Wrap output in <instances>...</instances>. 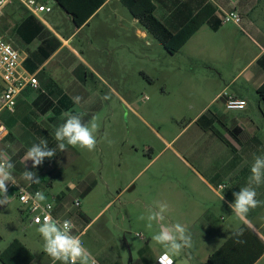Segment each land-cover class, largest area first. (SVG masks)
<instances>
[{
	"label": "crops",
	"instance_id": "0c3cea01",
	"mask_svg": "<svg viewBox=\"0 0 264 264\" xmlns=\"http://www.w3.org/2000/svg\"><path fill=\"white\" fill-rule=\"evenodd\" d=\"M152 2L156 17L172 32L180 30L207 6L208 13L214 12L172 55L187 61V73L180 63L170 67L168 74L171 82L186 92L184 102L190 115L184 117L177 111L168 136L152 127L132 105L134 91L130 82L143 78L152 83L161 71L151 72L148 64L152 59L145 53L156 45L155 39L138 19L119 8L121 0H105L81 27H76L55 1V8L44 2L53 8L51 14L38 16L31 14L22 0L9 1L0 27L10 33L6 36L19 51L23 69L34 74L40 84L38 89L27 88L19 95L13 113L0 111L7 129L0 151L9 154L18 182V186L10 188L16 187L19 192L21 187L31 185L21 178L24 164L16 159L10 143L14 133L31 146L46 139L53 148L57 143L55 131L68 113H83L85 122L95 120L98 133L130 131L131 123L137 119L174 155L169 178L163 183L155 181L154 206L167 203L168 224L179 223L191 234L192 247L182 251L185 263H206L242 228L239 239L243 243L236 239L234 258L246 263L260 254L253 264H264V206L251 210L245 221L228 207V202L234 201L233 193L246 185L254 156L264 155V99L258 93L264 85V66L259 63L264 57V28L259 23L264 22V0ZM260 6L263 7L258 9ZM232 10L239 12L242 19L240 24L228 26L220 15ZM196 63L201 70L195 69ZM224 91L245 100L246 108L228 110L226 98L221 96ZM76 95L87 103L74 104L71 97ZM105 95L109 98L103 99ZM96 149L97 146L94 151L67 146L64 152L57 149L56 159L59 166L78 160L90 162ZM144 149L150 151L152 147ZM118 154H125L124 146L117 149ZM101 155L105 156L102 149ZM45 160L50 166L48 158ZM40 169L38 175L47 173ZM256 191V198L264 200V185ZM54 214L64 216L56 207ZM171 256L178 264L181 253ZM28 257L26 264H45L44 258L31 254Z\"/></svg>",
	"mask_w": 264,
	"mask_h": 264
},
{
	"label": "rangeland",
	"instance_id": "374dc122",
	"mask_svg": "<svg viewBox=\"0 0 264 264\" xmlns=\"http://www.w3.org/2000/svg\"><path fill=\"white\" fill-rule=\"evenodd\" d=\"M40 1L55 8L53 0ZM118 6L123 12L130 13L122 3ZM259 23L264 28V22ZM155 42L156 45L145 53L152 59V63L148 64L151 72L159 70L161 73H156L159 78L152 83L143 78L130 82V89L134 91L132 105L152 127L168 136L177 111L184 117L190 115L184 102L186 92L171 82L168 72L170 67L181 63L187 73L188 66L186 59L169 55L157 39ZM195 69L201 70V65L196 63ZM131 126L130 131L124 130L120 134L96 132L97 153L90 162L78 160L59 166L55 155L48 159L50 166L44 160L35 169H29L38 174L40 168L46 170V184L41 188L46 196L44 203L52 202L56 209H62L63 218L72 221L76 231H84L85 247L102 264H116L118 261L121 264H157L156 256L166 252L154 241L157 227L148 228L146 217L148 208L154 207L155 181L160 179L163 183L169 178L170 165L175 162L174 155L169 148H164L148 126L137 119ZM12 136L14 139L10 143L16 152L15 157L24 164L22 158L31 144L16 133ZM122 146L125 154L117 155V149ZM144 146H151L152 150H145ZM101 149L105 156L101 155ZM5 154L9 157L7 152ZM27 163L32 164L31 161ZM59 167L63 169L61 172ZM17 193L16 187L10 188L7 193L10 203L0 206V264H7L2 256L4 253H8L7 261L17 264L26 261L30 254L38 259L44 258L45 264H50L53 260L44 252V241L37 231L39 225H32ZM75 202H79L80 206L76 207ZM165 223H168L166 219ZM184 258L186 256L181 252L178 264H186Z\"/></svg>",
	"mask_w": 264,
	"mask_h": 264
},
{
	"label": "clouds",
	"instance_id": "9594fccd",
	"mask_svg": "<svg viewBox=\"0 0 264 264\" xmlns=\"http://www.w3.org/2000/svg\"><path fill=\"white\" fill-rule=\"evenodd\" d=\"M105 95L103 99H108ZM74 104L87 103L84 98L76 95L71 97ZM98 124L95 120L85 122L83 113H68L64 123L59 125L55 131L56 146L49 147L46 139H41L39 143L33 144L24 154V171L22 179L29 184H39L40 177L36 171L28 170V161L35 169L46 159H51L59 151L64 152L67 146L79 147L88 151H94L97 146ZM0 151V206H7L10 203L8 185L18 186V182L13 175L15 168L10 157ZM264 185V155H256L250 167V175L245 186L240 187L238 192H234V201L228 202V207L237 218L245 221L249 212L257 207L264 206V200H258L256 189ZM224 198V197H223ZM46 196L43 192L37 191L32 198L33 210L44 212L43 222L37 231L44 241V252L54 261L61 264H96L90 251L84 246L80 237L72 234L73 224L71 220L58 222L43 207ZM52 204H47V209H51ZM169 210V205L164 202L157 203L154 207L148 208L147 227H157L153 236L154 241L161 245L169 255H179L184 249L192 247L191 234L187 228L179 223L170 225L165 223V213ZM145 219V217H141ZM237 237V243H243L239 239L243 235V229L233 233Z\"/></svg>",
	"mask_w": 264,
	"mask_h": 264
},
{
	"label": "built area",
	"instance_id": "2783aa9c",
	"mask_svg": "<svg viewBox=\"0 0 264 264\" xmlns=\"http://www.w3.org/2000/svg\"><path fill=\"white\" fill-rule=\"evenodd\" d=\"M10 0H0V20L3 16L4 10ZM26 9L33 15L38 16L41 14H51L53 8L40 0H22ZM242 16L236 10L224 12L220 15V20L223 23L240 24ZM6 35L0 32V111L8 110L13 113L17 104L19 95L27 88L38 89L40 87L39 81L34 74L26 72L22 65L19 51L14 45L5 39ZM7 37V36H6ZM221 96L226 98V108L230 111H242L246 108L247 102L229 95L224 91ZM7 135V129L4 123L0 119V146ZM7 157H5L6 159ZM12 185H8V189ZM40 191L31 189V185L28 187H21L17 194L19 202L25 208L28 216H30L31 223L34 225H40L44 219V212L39 210L34 211L32 207V198L34 194ZM52 204L51 209H47V204ZM74 205L79 207V202H75ZM43 207L55 218L58 222L62 223L68 218L56 217L55 206L52 202H46ZM73 224V223H72ZM72 234L80 237L84 246L83 232L76 231L74 225L72 228ZM96 264H101L98 259L92 255ZM58 262V261H56ZM54 261L51 264L56 263ZM157 264H176L174 258L166 252H161L156 259Z\"/></svg>",
	"mask_w": 264,
	"mask_h": 264
},
{
	"label": "trees",
	"instance_id": "16d2710c",
	"mask_svg": "<svg viewBox=\"0 0 264 264\" xmlns=\"http://www.w3.org/2000/svg\"><path fill=\"white\" fill-rule=\"evenodd\" d=\"M71 18L76 27L84 25L89 18L105 3V0H54ZM121 3L129 10V12L138 19L139 23L157 39L164 49L171 55L177 54L183 46L191 39V37L207 23L212 14L208 13V6L204 8L198 15L192 17L185 23L180 30L172 32L166 25L161 22L155 15V5L152 0H121ZM213 26V29H217ZM2 34H9L7 30L0 27ZM10 37V36H9ZM15 46V45H14ZM259 63L264 66V57L259 60ZM259 95L264 99V85L258 90ZM48 173L39 175L40 183L31 184V189L38 190L46 184L45 177ZM52 183V181H48ZM1 239V237H0ZM237 237H232L222 248L212 254L204 264H253L256 258L242 263L234 258L236 251ZM261 253V252H260ZM10 255V254H9ZM3 259L7 264H17L16 262L7 261L8 253H4ZM26 261L20 264H26ZM116 264H121L119 261Z\"/></svg>",
	"mask_w": 264,
	"mask_h": 264
}]
</instances>
